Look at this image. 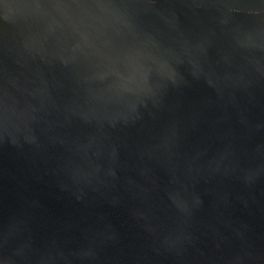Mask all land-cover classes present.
I'll use <instances>...</instances> for the list:
<instances>
[{
	"label": "water",
	"instance_id": "1",
	"mask_svg": "<svg viewBox=\"0 0 264 264\" xmlns=\"http://www.w3.org/2000/svg\"><path fill=\"white\" fill-rule=\"evenodd\" d=\"M0 264H264V0H0Z\"/></svg>",
	"mask_w": 264,
	"mask_h": 264
}]
</instances>
